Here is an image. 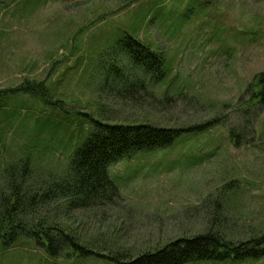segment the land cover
I'll use <instances>...</instances> for the list:
<instances>
[{
  "label": "rangeland",
  "instance_id": "374dc122",
  "mask_svg": "<svg viewBox=\"0 0 264 264\" xmlns=\"http://www.w3.org/2000/svg\"><path fill=\"white\" fill-rule=\"evenodd\" d=\"M126 34L163 53L159 69L130 62L117 48ZM263 91L264 0H0V174L29 160L66 175L96 120H216L112 163L114 202L45 207L84 252L53 255L22 235L0 239V264H119L211 228L235 243L263 233Z\"/></svg>",
  "mask_w": 264,
  "mask_h": 264
},
{
  "label": "trees",
  "instance_id": "16d2710c",
  "mask_svg": "<svg viewBox=\"0 0 264 264\" xmlns=\"http://www.w3.org/2000/svg\"><path fill=\"white\" fill-rule=\"evenodd\" d=\"M117 48L124 51L129 60L143 64L150 73L159 69L164 61L161 51L153 50L131 34L121 38ZM25 88L20 85L14 90ZM259 95H262L260 101L264 102V91ZM215 121L188 127H166L150 122L130 124L96 120L88 137L73 155L66 175L43 177L29 160L14 162L0 174V239L11 244L22 235H30L53 255L62 254L69 246L84 252L86 246L73 232L48 220L45 207L59 199L66 201L67 212L108 200L114 202L120 194L109 174L112 163L136 151L167 146L182 131L203 129ZM263 256L264 232L235 243L211 228L194 236L178 237L156 251L120 259L119 264H185L194 260L228 257L246 260Z\"/></svg>",
  "mask_w": 264,
  "mask_h": 264
}]
</instances>
